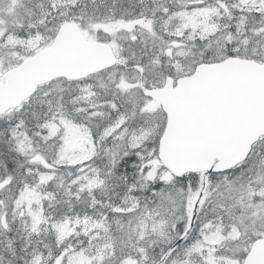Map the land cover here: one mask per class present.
Instances as JSON below:
<instances>
[{
	"label": "snow or ice",
	"instance_id": "6c2138e0",
	"mask_svg": "<svg viewBox=\"0 0 264 264\" xmlns=\"http://www.w3.org/2000/svg\"><path fill=\"white\" fill-rule=\"evenodd\" d=\"M0 264H264V0H0Z\"/></svg>",
	"mask_w": 264,
	"mask_h": 264
}]
</instances>
